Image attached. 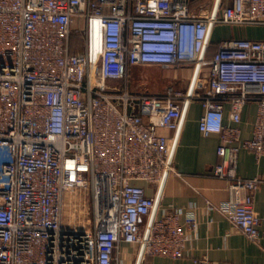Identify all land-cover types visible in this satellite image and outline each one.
<instances>
[{"label":"built area","instance_id":"2783aa9c","mask_svg":"<svg viewBox=\"0 0 264 264\" xmlns=\"http://www.w3.org/2000/svg\"><path fill=\"white\" fill-rule=\"evenodd\" d=\"M217 24L264 26V0H217L211 11L191 0H0V264L183 257L199 219L159 207L194 101L204 107L199 130L220 137L213 174L228 182V198L208 205L260 240L255 195L264 178L241 177L237 155L264 157V39H225L208 57ZM147 64L190 69L186 89L132 90V67ZM72 190L90 193L88 225L64 224Z\"/></svg>","mask_w":264,"mask_h":264},{"label":"crops","instance_id":"0c3cea01","mask_svg":"<svg viewBox=\"0 0 264 264\" xmlns=\"http://www.w3.org/2000/svg\"><path fill=\"white\" fill-rule=\"evenodd\" d=\"M191 3L193 4V1ZM232 38L264 39V27L217 24L212 33L208 57L216 52L219 42ZM133 69L132 67L131 75ZM162 90L161 87L157 92ZM203 113L204 107L201 102L194 101L190 105L175 152L174 162L177 173H171L167 178L159 207L160 215L172 207H185L188 213L197 215L198 230L195 234H191L183 257L179 259L150 257L148 262L149 264H193L195 258L206 256L211 264H264V183L255 195V210L262 218L261 238L256 242L241 232L220 211L208 205V201L216 204L225 201L229 194L228 182L213 174V167L220 161L217 155L220 137L216 133L205 136L199 130L198 122ZM255 113V103L248 104L243 111L240 123L243 138L251 136ZM229 114L230 108L226 104V122ZM164 132L170 139L175 135L171 130ZM237 172L245 178L254 176L264 178V157L257 160L252 151L240 149L237 155ZM142 184L147 187L148 194L153 195L154 187L144 182Z\"/></svg>","mask_w":264,"mask_h":264},{"label":"rangeland","instance_id":"374dc122","mask_svg":"<svg viewBox=\"0 0 264 264\" xmlns=\"http://www.w3.org/2000/svg\"><path fill=\"white\" fill-rule=\"evenodd\" d=\"M192 8L195 11L207 10L211 11L215 0H191ZM80 26H78L79 28ZM264 27V26H259ZM74 42V50L80 52L84 49V41L75 31L72 36ZM131 77V89L139 92H157L162 87V91L168 85H175L178 89H186L188 78L191 72L186 69L162 68L158 66H133ZM191 74V73H190ZM189 75V77H188ZM64 224L66 225H88L92 220V207L90 203V193L88 190H72L68 191L64 199L63 207ZM134 257L135 255L132 254ZM145 264H149L148 259Z\"/></svg>","mask_w":264,"mask_h":264},{"label":"bare ground","instance_id":"6f19581e","mask_svg":"<svg viewBox=\"0 0 264 264\" xmlns=\"http://www.w3.org/2000/svg\"><path fill=\"white\" fill-rule=\"evenodd\" d=\"M216 3H217V1H216ZM216 5V4H215ZM94 49L96 50V51H98V49H99V41H98V38L96 37V39H95V41H94Z\"/></svg>","mask_w":264,"mask_h":264}]
</instances>
